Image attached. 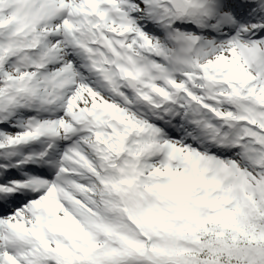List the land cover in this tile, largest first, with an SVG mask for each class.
Wrapping results in <instances>:
<instances>
[{"label":"snow or ice","instance_id":"6c2138e0","mask_svg":"<svg viewBox=\"0 0 264 264\" xmlns=\"http://www.w3.org/2000/svg\"><path fill=\"white\" fill-rule=\"evenodd\" d=\"M0 264H264V0H0Z\"/></svg>","mask_w":264,"mask_h":264}]
</instances>
